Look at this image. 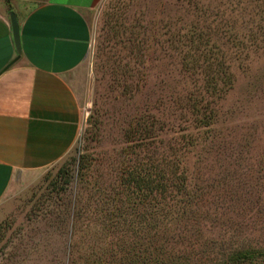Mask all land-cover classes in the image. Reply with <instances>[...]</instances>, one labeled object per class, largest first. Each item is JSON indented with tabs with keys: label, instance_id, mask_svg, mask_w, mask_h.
I'll return each mask as SVG.
<instances>
[{
	"label": "rangeland",
	"instance_id": "rangeland-1",
	"mask_svg": "<svg viewBox=\"0 0 264 264\" xmlns=\"http://www.w3.org/2000/svg\"><path fill=\"white\" fill-rule=\"evenodd\" d=\"M88 17L77 142L0 203V264H223L248 247L243 264H264V0H100Z\"/></svg>",
	"mask_w": 264,
	"mask_h": 264
},
{
	"label": "crops",
	"instance_id": "crops-1",
	"mask_svg": "<svg viewBox=\"0 0 264 264\" xmlns=\"http://www.w3.org/2000/svg\"><path fill=\"white\" fill-rule=\"evenodd\" d=\"M99 2L0 0V203L18 180L57 163L77 142L93 40L88 14Z\"/></svg>",
	"mask_w": 264,
	"mask_h": 264
},
{
	"label": "trees",
	"instance_id": "trees-1",
	"mask_svg": "<svg viewBox=\"0 0 264 264\" xmlns=\"http://www.w3.org/2000/svg\"><path fill=\"white\" fill-rule=\"evenodd\" d=\"M11 0H6L7 3H10ZM136 163V162H135ZM132 167V166H130ZM128 176L129 178H127V181L128 184H130V181L134 180V184L133 186L135 187L136 190H141V191H145L146 188L143 187L142 184H140V182H143L145 183L144 178L145 176H142V172L139 170L138 167L136 166H133L130 170H128V174L126 175ZM149 181H147L148 183ZM149 184V183H148ZM125 185L127 186L126 182H125ZM165 188L162 189V195H166V190H164ZM161 191V190H159ZM190 192L187 193V191H185V193L183 192H179L178 194H182V198H180L179 195H176V200L177 201H181V203H188V205L190 204H193L194 201H198V199L195 198V193L192 191V190H189ZM158 192V191H157ZM146 197V195H144ZM155 198V196H154ZM166 205V204H165ZM162 206V204H161ZM160 203L158 202L156 205H155V214L156 213H160L162 211V209H164V207H160ZM166 210L165 209V213H166ZM152 213V211H151ZM152 216V214H151ZM169 222V219H165ZM158 249H163V247H160ZM228 255L227 257L225 258V261L223 264H243L245 262H247L248 260L251 261V259H255V256L256 255H260V251L256 248V247H248V248H232L228 251Z\"/></svg>",
	"mask_w": 264,
	"mask_h": 264
},
{
	"label": "water",
	"instance_id": "water-1",
	"mask_svg": "<svg viewBox=\"0 0 264 264\" xmlns=\"http://www.w3.org/2000/svg\"><path fill=\"white\" fill-rule=\"evenodd\" d=\"M11 18H12L14 39H15V42H16L18 50H20L21 41H20L18 18H17L16 14L14 12L11 13Z\"/></svg>",
	"mask_w": 264,
	"mask_h": 264
}]
</instances>
